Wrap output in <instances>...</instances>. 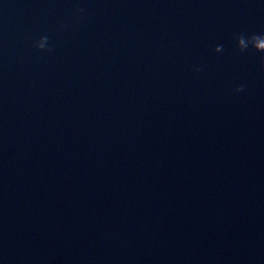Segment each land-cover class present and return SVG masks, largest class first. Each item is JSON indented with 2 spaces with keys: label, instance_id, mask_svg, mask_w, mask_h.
<instances>
[{
  "label": "water",
  "instance_id": "1",
  "mask_svg": "<svg viewBox=\"0 0 264 264\" xmlns=\"http://www.w3.org/2000/svg\"><path fill=\"white\" fill-rule=\"evenodd\" d=\"M241 33L264 0H0V264H264Z\"/></svg>",
  "mask_w": 264,
  "mask_h": 264
},
{
  "label": "clouds",
  "instance_id": "2",
  "mask_svg": "<svg viewBox=\"0 0 264 264\" xmlns=\"http://www.w3.org/2000/svg\"><path fill=\"white\" fill-rule=\"evenodd\" d=\"M78 11H83V9H78ZM237 47L241 52L247 51L249 48L254 49L256 52L264 53V34H238L236 36ZM34 46L40 50H48L51 51L49 47V38L44 35L39 38V40L35 41ZM217 52L222 51V46H217ZM196 71H200L201 69L196 68ZM244 90V86L241 85L236 89L237 92H242Z\"/></svg>",
  "mask_w": 264,
  "mask_h": 264
}]
</instances>
